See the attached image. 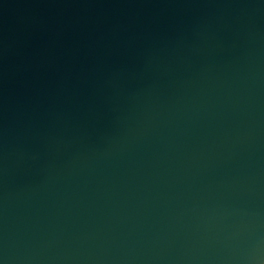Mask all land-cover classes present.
Segmentation results:
<instances>
[{
	"label": "water",
	"instance_id": "obj_1",
	"mask_svg": "<svg viewBox=\"0 0 264 264\" xmlns=\"http://www.w3.org/2000/svg\"><path fill=\"white\" fill-rule=\"evenodd\" d=\"M0 264H264V0H0Z\"/></svg>",
	"mask_w": 264,
	"mask_h": 264
}]
</instances>
